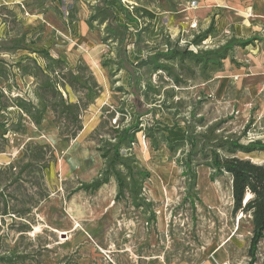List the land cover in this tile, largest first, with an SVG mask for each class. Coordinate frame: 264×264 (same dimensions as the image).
<instances>
[{"label":"rangeland","instance_id":"374dc122","mask_svg":"<svg viewBox=\"0 0 264 264\" xmlns=\"http://www.w3.org/2000/svg\"><path fill=\"white\" fill-rule=\"evenodd\" d=\"M121 1L143 14L122 43L105 23L88 25L95 1L0 0V264H248L251 214L233 211L230 175L211 179L199 164L191 190L180 162L189 145L167 144L187 139L191 112L204 128L227 120L217 132L264 139V0ZM202 32L190 48L254 41L217 70L141 66L135 97L118 65L123 51L136 64L167 38L184 48ZM29 104L46 107L40 123L24 112ZM139 120L121 152L147 173L142 205L117 196L114 178L79 189L103 168L115 130ZM235 156L264 164V152ZM254 264H264V240Z\"/></svg>","mask_w":264,"mask_h":264},{"label":"trees","instance_id":"16d2710c","mask_svg":"<svg viewBox=\"0 0 264 264\" xmlns=\"http://www.w3.org/2000/svg\"><path fill=\"white\" fill-rule=\"evenodd\" d=\"M93 12L89 15L87 23L89 26L93 22L100 24L105 23V29L108 32V39L117 40L122 43L125 39L127 31L129 32V24L137 23L140 17H143L137 7H133L131 11L121 0H92ZM121 15L124 22H120L116 17ZM141 30L136 29L135 36L141 34ZM208 37L207 32L197 34L190 40L184 48L171 44L167 38L163 43L165 50H157L155 53L141 59L136 64L130 62L123 51L120 62V69L126 70L132 80L133 94L136 98L140 96V80L141 74L138 68L141 66H150L154 70L170 71L168 61L177 60L180 64L190 62L198 65L201 70H217L222 66V61L226 59L235 47L245 48L252 44L254 38H236L232 37L224 44L205 50H194L190 45L199 46L202 41ZM133 43V42H132ZM148 87H150L148 85ZM146 92V90L144 91ZM66 110L72 108V105H65ZM24 112L32 118L35 123H40L46 107L34 106L29 104L28 107L23 106ZM147 114V111H139L138 117ZM203 117H197L195 112H191L189 119L185 124V141L173 142L167 144L168 148L175 150V146L183 145L185 142L189 148L183 158L180 160L183 166V175L188 178V188L194 189L196 186V166L204 164L211 169V179L216 176L227 173L231 177V188L233 198V211L239 210L250 212L252 219V236L250 239L248 256L250 261L248 264L256 262V255L259 244L264 240V164L255 163L250 159H242L236 157L235 154L240 152L250 154L253 152H264V139H252L247 142L242 141L243 134L225 135L219 131L227 120H220L208 126L203 123ZM192 122V123H191ZM140 124V120L134 126L117 128L113 139L115 141H107V148H102L101 157L104 160V166L99 174L90 182L83 183L79 189L94 192L104 184H107L111 178H114L117 184V196H125L131 198L133 204L137 207L141 206L140 197L143 187L144 178L147 173L143 171L135 162L132 156L123 154L121 149L123 146L129 145L135 139L133 129ZM201 129L197 131L196 127ZM249 126H246L248 129ZM151 130V127L147 131ZM138 129L135 130V132ZM160 132V130H154ZM161 133V132H160ZM150 135L148 132L146 134ZM164 139L163 133L160 135ZM250 194L249 199L243 204L244 198Z\"/></svg>","mask_w":264,"mask_h":264},{"label":"bare ground","instance_id":"6f19581e","mask_svg":"<svg viewBox=\"0 0 264 264\" xmlns=\"http://www.w3.org/2000/svg\"><path fill=\"white\" fill-rule=\"evenodd\" d=\"M249 197H250V194H247L244 202H246L249 199Z\"/></svg>","mask_w":264,"mask_h":264},{"label":"built area","instance_id":"2783aa9c","mask_svg":"<svg viewBox=\"0 0 264 264\" xmlns=\"http://www.w3.org/2000/svg\"><path fill=\"white\" fill-rule=\"evenodd\" d=\"M128 7V6H127ZM259 247V246H258ZM257 254H258V250H257ZM260 254V253H259ZM257 256V255H256Z\"/></svg>","mask_w":264,"mask_h":264},{"label":"water","instance_id":"95a60500","mask_svg":"<svg viewBox=\"0 0 264 264\" xmlns=\"http://www.w3.org/2000/svg\"><path fill=\"white\" fill-rule=\"evenodd\" d=\"M245 198H246V196H245ZM245 198H244V200H245ZM245 202L243 201V204H244Z\"/></svg>","mask_w":264,"mask_h":264}]
</instances>
